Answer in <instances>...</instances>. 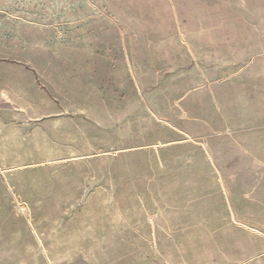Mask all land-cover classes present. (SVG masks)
<instances>
[{"label": "rangeland", "instance_id": "obj_1", "mask_svg": "<svg viewBox=\"0 0 264 264\" xmlns=\"http://www.w3.org/2000/svg\"><path fill=\"white\" fill-rule=\"evenodd\" d=\"M3 84L0 264H264V0H0Z\"/></svg>", "mask_w": 264, "mask_h": 264}, {"label": "crops", "instance_id": "obj_2", "mask_svg": "<svg viewBox=\"0 0 264 264\" xmlns=\"http://www.w3.org/2000/svg\"><path fill=\"white\" fill-rule=\"evenodd\" d=\"M6 62L9 63V64H16V65L22 66V67H24V69H25L26 71H29V72L31 71V72H32L31 69L27 68V67L24 66V65H21L20 63H17V62H14V61H6ZM32 73L35 75L36 80H38V75H37V73H36L35 71H33ZM5 85H6V84L0 85V93L7 94L8 91H7V88L4 87ZM44 89H46V88L44 87Z\"/></svg>", "mask_w": 264, "mask_h": 264}]
</instances>
